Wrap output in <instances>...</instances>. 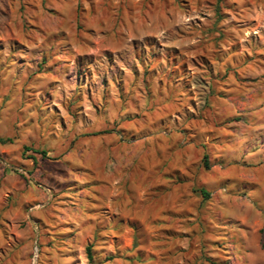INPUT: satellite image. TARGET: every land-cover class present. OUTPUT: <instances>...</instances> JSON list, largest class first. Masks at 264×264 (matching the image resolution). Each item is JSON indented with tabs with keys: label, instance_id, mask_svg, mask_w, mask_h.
<instances>
[{
	"label": "rangeland",
	"instance_id": "obj_1",
	"mask_svg": "<svg viewBox=\"0 0 264 264\" xmlns=\"http://www.w3.org/2000/svg\"><path fill=\"white\" fill-rule=\"evenodd\" d=\"M0 137V264H264V0H0Z\"/></svg>",
	"mask_w": 264,
	"mask_h": 264
},
{
	"label": "trees",
	"instance_id": "obj_2",
	"mask_svg": "<svg viewBox=\"0 0 264 264\" xmlns=\"http://www.w3.org/2000/svg\"><path fill=\"white\" fill-rule=\"evenodd\" d=\"M8 141H10V138H2V137H0V143H6ZM205 167L206 168L208 167V164L207 163H205ZM198 191L202 195L203 198H208L209 197V192L206 191L204 188H200ZM86 251H87V257H88V259L91 260L92 259V254H91V248H90V246H88L86 248Z\"/></svg>",
	"mask_w": 264,
	"mask_h": 264
}]
</instances>
